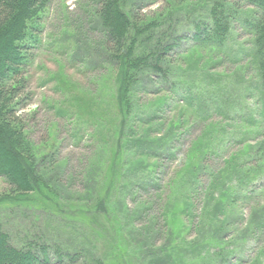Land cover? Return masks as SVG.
<instances>
[{
	"label": "rangeland",
	"instance_id": "374dc122",
	"mask_svg": "<svg viewBox=\"0 0 264 264\" xmlns=\"http://www.w3.org/2000/svg\"><path fill=\"white\" fill-rule=\"evenodd\" d=\"M214 1L129 0L126 10L143 22L178 4L208 12ZM229 2L239 16L253 9L245 0ZM99 6L50 0L37 40L27 46L29 62L20 76L30 100L19 114L34 153L46 156L44 177L55 184L39 197L38 208L0 207L11 242L44 241L36 250L38 261L49 256L43 264H85L89 255L105 264H264V122L258 92L244 93L258 79L253 35L235 21L226 54L212 56L192 49L183 19L177 28L182 42L165 64L171 81L182 90L192 87L195 102L163 78L145 77L133 90V118L119 135L118 64L105 51ZM202 98L217 107L229 98L235 109L227 118L212 109L207 114ZM135 139L141 143L134 145ZM132 164L137 169L122 177ZM115 168L120 176L113 185ZM91 171L99 179L95 190L87 187ZM150 176L153 183L139 187ZM125 180L136 183L121 195ZM11 190L0 176V195ZM80 249L86 254L76 259Z\"/></svg>",
	"mask_w": 264,
	"mask_h": 264
},
{
	"label": "trees",
	"instance_id": "16d2710c",
	"mask_svg": "<svg viewBox=\"0 0 264 264\" xmlns=\"http://www.w3.org/2000/svg\"><path fill=\"white\" fill-rule=\"evenodd\" d=\"M49 1L0 0V176L5 177L12 186L11 194L0 195V207L5 204L9 209L19 211L21 208H38L39 197L44 198L46 190L49 191L55 184L51 182L54 180L51 179V176L47 179L44 177V173L48 169L47 165L43 167V164L46 163V156L39 159L38 155L34 153L33 146L26 135L27 132L24 133L26 129L23 117L19 114V111L26 108L30 100L29 94L25 92L26 79L20 76L25 63L29 62L27 46L31 44V40H37L36 30L40 28V18ZM94 1L100 5L95 10L96 21L107 39V45H109V49L106 46L105 51L110 61L118 64V98L122 115V119L118 123L119 135L125 130L127 121L133 118L136 111L132 99L133 90L144 85L145 77L151 79L152 75H155L161 80L163 78V83L171 88L178 87L180 92H184L181 96L185 101L191 105L195 102L196 93L192 87L186 86V89L182 90L179 87V81L178 83L175 80L171 81L168 78L171 76L168 72L169 68L165 64L166 56H170V51L180 47L183 34L177 33V28L183 23V19L188 22L187 29L193 41L192 49L206 50L212 56L215 53L213 51L221 54L225 50V41H228L232 24L235 21L241 22L242 26L253 35V65L258 79L255 85L244 87V93L245 95L246 93L247 95L252 94L250 88L253 87L258 92L256 96L262 105L260 109L264 122V0H245L246 4L251 5L253 9L242 16L238 15L240 10L236 7L237 5L229 0H215L208 12H196L197 4L183 6L178 4L162 12L159 16H151L143 22L135 21L138 17L133 19V14H128L126 9L129 0ZM180 14L182 15L180 16ZM208 99L210 98L208 97ZM208 99L202 98L200 101L201 110L207 114L212 109L227 118L235 109L234 100L229 98L220 101V104L226 105L224 108L222 105L217 107ZM139 113L141 112L139 111ZM151 115L146 116L150 117ZM140 141L135 139L133 143L137 145L141 143ZM152 142L150 141V143ZM149 149L154 151L155 155L160 151V149H153L151 146ZM167 152L169 156L174 154L169 149ZM134 169H137L135 164L125 168L122 177L130 175ZM91 172L86 178L87 187L89 190H95V186L97 188L99 185V179L95 178V171ZM119 176V169L115 168L109 182H112L113 185L117 184ZM125 181L122 182L121 195L125 194L124 191H129L132 183H136L130 180ZM153 181V177L150 176L146 183L139 180L138 185L144 187L147 182L153 183ZM100 203L97 202L95 205L100 206ZM43 242L35 241L32 238L29 244L16 247L11 242L10 233L0 224V264H43L49 262V256L45 252L49 253L50 249L42 251L45 254L42 255L41 261L37 259L36 250L38 245ZM74 252L73 256L76 259L86 254L83 249ZM217 254L222 255L221 253ZM199 255L202 256V254ZM89 259L92 261H85V264H105L97 256L90 257L89 255Z\"/></svg>",
	"mask_w": 264,
	"mask_h": 264
}]
</instances>
